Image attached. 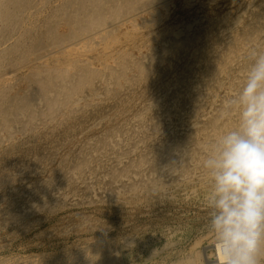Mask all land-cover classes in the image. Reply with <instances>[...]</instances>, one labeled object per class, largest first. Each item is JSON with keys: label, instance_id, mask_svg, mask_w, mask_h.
<instances>
[{"label": "bare ground", "instance_id": "bare-ground-1", "mask_svg": "<svg viewBox=\"0 0 264 264\" xmlns=\"http://www.w3.org/2000/svg\"><path fill=\"white\" fill-rule=\"evenodd\" d=\"M252 48L264 0H0V264H217L202 164Z\"/></svg>", "mask_w": 264, "mask_h": 264}, {"label": "clouds", "instance_id": "clouds-1", "mask_svg": "<svg viewBox=\"0 0 264 264\" xmlns=\"http://www.w3.org/2000/svg\"><path fill=\"white\" fill-rule=\"evenodd\" d=\"M249 59L222 113L238 122L214 140L202 164L217 264H264V51L252 48Z\"/></svg>", "mask_w": 264, "mask_h": 264}, {"label": "rangeland", "instance_id": "rangeland-1", "mask_svg": "<svg viewBox=\"0 0 264 264\" xmlns=\"http://www.w3.org/2000/svg\"><path fill=\"white\" fill-rule=\"evenodd\" d=\"M200 214H203V212H200ZM186 216L189 217V218L191 219L192 217H196V213H192V211H189L188 214L186 213ZM208 221H209V217H208ZM208 221L205 222L206 226H207V224H208ZM207 227H208V226H207ZM180 242H181V241H180ZM158 245H159V242H158ZM206 245H207L206 240H205V238L203 237V239L201 240L200 247H201V248H204ZM209 253H210V251H209Z\"/></svg>", "mask_w": 264, "mask_h": 264}]
</instances>
